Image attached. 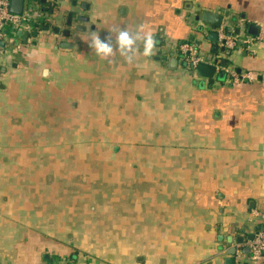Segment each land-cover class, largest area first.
Segmentation results:
<instances>
[{
	"label": "crops",
	"instance_id": "crops-1",
	"mask_svg": "<svg viewBox=\"0 0 264 264\" xmlns=\"http://www.w3.org/2000/svg\"><path fill=\"white\" fill-rule=\"evenodd\" d=\"M27 5L41 17L0 53V264H225L232 246L264 264L244 251L264 232V0ZM60 141L91 166L50 171Z\"/></svg>",
	"mask_w": 264,
	"mask_h": 264
},
{
	"label": "built area",
	"instance_id": "built-area-1",
	"mask_svg": "<svg viewBox=\"0 0 264 264\" xmlns=\"http://www.w3.org/2000/svg\"><path fill=\"white\" fill-rule=\"evenodd\" d=\"M9 4L10 0H0V41L4 42V46L8 37V29L13 33L22 29L29 30L33 26L34 19L41 17L39 13L35 12L32 5H27L21 14H16L9 10ZM258 38L264 40V31L260 33ZM232 43V40H226L227 45ZM4 46L0 45V53L3 52ZM178 50L188 63L196 64L202 60L197 50L187 42L180 44ZM233 75L234 77L237 76L235 73ZM245 76H250V73ZM248 248L250 252L249 261L255 263L264 253V232H256L254 237L248 241Z\"/></svg>",
	"mask_w": 264,
	"mask_h": 264
},
{
	"label": "water",
	"instance_id": "water-1",
	"mask_svg": "<svg viewBox=\"0 0 264 264\" xmlns=\"http://www.w3.org/2000/svg\"><path fill=\"white\" fill-rule=\"evenodd\" d=\"M44 1V0H43ZM24 3L25 0H10L9 4V10L13 13L16 14H21L23 9H24ZM200 20L202 21L203 24L208 25L211 27V30L208 33L209 39L214 42L213 49H218V40H219V28L221 30H224L225 32L223 33L222 38H220V42H222L223 45L226 44V37L231 35V28L229 25H226L223 23V15L221 13H215L212 10L209 9H204L203 11L200 12ZM86 18V17H85ZM46 28V26H45ZM251 30L253 32H257L258 26L255 24L250 25ZM239 29H236V33H238ZM21 33V32H19ZM65 34H68V31L65 30ZM25 36H28V33L24 34ZM33 35H36V32H33ZM226 36V37H225ZM240 42V41H238ZM0 45L4 46V42L0 41ZM66 46V45H64ZM221 49H224V46L221 47ZM228 52V50H227ZM185 65H189L192 70L196 71L198 74L205 76V77H212L216 73V67L215 65L211 63H206L203 61H199L196 64L192 63H187L186 60H184ZM225 75L224 71H218L217 76L222 78ZM264 229V227L262 228ZM255 233H251L249 235V239H252L254 237ZM239 243L243 241L242 237L237 239ZM248 246H244V251L248 252ZM236 251V248L232 246L231 248L228 249L229 256L225 260V264H235V257L234 253ZM241 264V263H239Z\"/></svg>",
	"mask_w": 264,
	"mask_h": 264
},
{
	"label": "rangeland",
	"instance_id": "rangeland-1",
	"mask_svg": "<svg viewBox=\"0 0 264 264\" xmlns=\"http://www.w3.org/2000/svg\"><path fill=\"white\" fill-rule=\"evenodd\" d=\"M73 134V130L71 126H66L65 127V139L70 138L71 135ZM68 136V137H67ZM71 142L69 141H60V142H49L48 143V149L53 151V156H51V158H49L47 161L49 163V170L50 171H58V169H56L57 167L60 168L61 167H67L66 171L64 170L66 175H70L67 174L68 171H72V168L76 167L77 169H84L86 167H88L90 164H92L93 162L92 159L90 160L88 154H85V150L87 149L86 144H81L83 146H77L76 144L74 145V148H72V146L70 145ZM56 150H59L61 152L59 157H56ZM63 150V151H62ZM55 154V155H54ZM63 155V156H62ZM140 161V160H139ZM129 162H131V159L129 160ZM97 166L98 163H96ZM91 166V165H90ZM53 167V168H51ZM61 169V168H60ZM70 169V170H69ZM61 175V174H60ZM79 176V173L77 175V177ZM36 177V175H35ZM52 175L50 180L52 179Z\"/></svg>",
	"mask_w": 264,
	"mask_h": 264
},
{
	"label": "clouds",
	"instance_id": "clouds-1",
	"mask_svg": "<svg viewBox=\"0 0 264 264\" xmlns=\"http://www.w3.org/2000/svg\"><path fill=\"white\" fill-rule=\"evenodd\" d=\"M123 35H126V34H122V38H123ZM149 43H151V37L149 38Z\"/></svg>",
	"mask_w": 264,
	"mask_h": 264
},
{
	"label": "trees",
	"instance_id": "trees-1",
	"mask_svg": "<svg viewBox=\"0 0 264 264\" xmlns=\"http://www.w3.org/2000/svg\"><path fill=\"white\" fill-rule=\"evenodd\" d=\"M263 255H264V253H263L261 256H263ZM261 256H260V257H261Z\"/></svg>",
	"mask_w": 264,
	"mask_h": 264
}]
</instances>
